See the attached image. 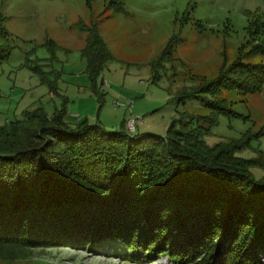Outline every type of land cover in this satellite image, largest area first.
Here are the masks:
<instances>
[{
    "label": "trees",
    "instance_id": "trees-1",
    "mask_svg": "<svg viewBox=\"0 0 264 264\" xmlns=\"http://www.w3.org/2000/svg\"><path fill=\"white\" fill-rule=\"evenodd\" d=\"M255 24L249 54L258 61L238 55L185 92L210 109L213 116H198L209 125L219 114L240 116L218 97L222 90L264 88V20ZM89 31L82 54L100 101L96 76L110 53ZM23 115L0 126V259L29 258L35 247L108 244L133 264L160 256L170 264H264V160L237 155L245 143L208 145V128L182 118L164 134L135 133L141 118L132 116L116 130L86 117L71 123L66 103Z\"/></svg>",
    "mask_w": 264,
    "mask_h": 264
},
{
    "label": "rangeland",
    "instance_id": "rangeland-1",
    "mask_svg": "<svg viewBox=\"0 0 264 264\" xmlns=\"http://www.w3.org/2000/svg\"><path fill=\"white\" fill-rule=\"evenodd\" d=\"M0 19V126L27 110L51 113L66 103L69 122L86 117L109 130L128 116L141 118L135 133L164 134L172 120H192L208 128V145L245 143L237 155L264 160V88L222 90L218 97L240 116L219 114L211 125L198 118L213 116L210 109L185 96L238 55L260 59L249 54L250 31L264 20V0H0ZM89 30L110 53L96 76L100 101L82 54ZM0 264L133 263L107 244L35 247L29 258ZM145 264L170 262L160 256Z\"/></svg>",
    "mask_w": 264,
    "mask_h": 264
},
{
    "label": "built area",
    "instance_id": "built-area-1",
    "mask_svg": "<svg viewBox=\"0 0 264 264\" xmlns=\"http://www.w3.org/2000/svg\"><path fill=\"white\" fill-rule=\"evenodd\" d=\"M118 104V103H117ZM131 106V105H130ZM133 122H134V120L133 119H129L128 120V125H129V127L132 129L133 128Z\"/></svg>",
    "mask_w": 264,
    "mask_h": 264
}]
</instances>
